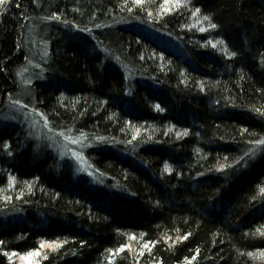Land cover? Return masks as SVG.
I'll return each mask as SVG.
<instances>
[{"label": "trees", "instance_id": "16d2710c", "mask_svg": "<svg viewBox=\"0 0 264 264\" xmlns=\"http://www.w3.org/2000/svg\"><path fill=\"white\" fill-rule=\"evenodd\" d=\"M9 104L0 264H264V0H7Z\"/></svg>", "mask_w": 264, "mask_h": 264}, {"label": "rangeland", "instance_id": "374dc122", "mask_svg": "<svg viewBox=\"0 0 264 264\" xmlns=\"http://www.w3.org/2000/svg\"><path fill=\"white\" fill-rule=\"evenodd\" d=\"M29 76L31 78H33L30 74H29ZM23 94L24 95H28V92L24 91ZM31 110H23V108L21 109V107H19V105H17V104H15V105L9 104V106H7L5 108V113L2 114L0 118L2 120H5V121H10V119H12L14 117H20V115H21L22 116V118H21L22 121L26 122V124L28 125V130L33 132L32 136L35 139H38V137H42L43 135L52 137L50 132H49V130L47 129V126H45L47 124L45 123L43 118L39 119L38 117H36L34 111L33 110L31 111ZM59 139L62 140L63 143L64 142L66 143L67 141H69V140H67L68 138L66 136L65 137H63V136L61 137L60 136ZM70 142H72V141H70ZM72 143L79 144L78 140L73 141ZM64 148H63V150H64Z\"/></svg>", "mask_w": 264, "mask_h": 264}, {"label": "snow or ice", "instance_id": "6c2138e0", "mask_svg": "<svg viewBox=\"0 0 264 264\" xmlns=\"http://www.w3.org/2000/svg\"><path fill=\"white\" fill-rule=\"evenodd\" d=\"M177 2H179V0H177ZM7 3V0H0V5H4ZM134 3H136L137 5H142L144 3V0H134ZM169 3V0H165V4ZM165 11H170V9H165ZM197 12H199V9H196ZM52 19H59V17H52ZM205 19H208V17H205ZM213 28L216 27L215 24L212 25ZM203 31V29H202ZM47 126V125H45ZM62 134V133H61ZM264 191V190H262ZM259 231V230H257ZM261 235H264V233H261ZM183 239H187V236L183 237ZM0 244H3V241H0ZM41 247H49L52 248L53 250H56L59 247H62V243L60 242H51V243H47V244H42ZM144 247H148V244H145ZM120 251H124V247L122 246ZM5 256H9L8 253H4ZM19 255L18 253H11V256H17ZM40 255L39 251H32V252H28L27 254H25L24 256L21 257L22 260L28 261L29 264H32V258L33 257H37Z\"/></svg>", "mask_w": 264, "mask_h": 264}]
</instances>
